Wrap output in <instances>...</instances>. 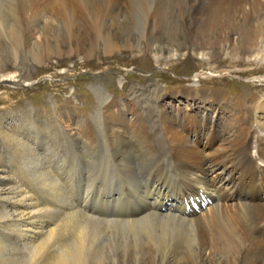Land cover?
<instances>
[{
    "label": "bare ground",
    "instance_id": "obj_1",
    "mask_svg": "<svg viewBox=\"0 0 264 264\" xmlns=\"http://www.w3.org/2000/svg\"><path fill=\"white\" fill-rule=\"evenodd\" d=\"M147 1L0 0V39L30 47L38 35L49 46L52 27L82 15L96 27L117 26L143 10L146 37L171 20L191 49L213 62L228 54L236 58L221 64H250L264 52V0ZM171 35L177 38L178 29ZM4 68L0 57L1 82L11 77L1 75ZM261 72L264 65L251 77ZM224 79L245 100L249 87ZM200 81L182 86L183 107L179 100L163 104L157 84L132 104L100 93L92 121L60 118L59 128L32 111L1 113L0 264H264V99L243 109L244 101L238 107ZM252 86L254 96L264 93V82ZM243 116L257 124L244 139ZM58 159L90 182L76 202L68 179L53 169ZM154 170L157 178L144 188ZM103 178L121 193L109 194L101 209L104 193L89 192ZM126 195L127 204L111 211Z\"/></svg>",
    "mask_w": 264,
    "mask_h": 264
},
{
    "label": "rangeland",
    "instance_id": "obj_2",
    "mask_svg": "<svg viewBox=\"0 0 264 264\" xmlns=\"http://www.w3.org/2000/svg\"><path fill=\"white\" fill-rule=\"evenodd\" d=\"M157 1L149 0L144 4L152 7L157 4ZM146 12L135 11L130 21H121L117 23V26L104 24L98 27L94 26L90 20L84 19L82 15L81 21L78 23L52 27L48 47L38 35L35 39L37 45L34 44L30 47L20 46V43L10 46L4 38H1L0 43L3 44L4 49L0 50V57L5 65L4 73L2 72L1 75L11 77L5 78L3 82L0 81V114L32 111L40 119L44 116L47 117L49 121L47 124L59 128L60 118L68 124H72L75 119L80 117L92 121V115L98 109V97L102 94L109 96L111 100H121L123 103L132 104L133 100L134 103L136 102V97L150 92L154 84L159 85L165 93L163 104L166 103L167 107L172 108L179 104L177 101L179 100L182 102L180 106L183 107L186 100L182 97V86L198 87L201 79H207L203 83V88H206V91L211 92L215 91V87L220 88L219 91L224 94L225 100L234 98L237 106L240 105V101L241 103L244 101L243 109L250 102L264 99V93L254 96L255 87H251V83L264 82V72L251 77L253 70L264 65V52L260 56L257 54L253 56L250 59L253 63L250 62V64L239 65L235 62L221 64L220 59L231 58L232 60L236 58L235 56L229 57L228 54L220 55L219 59L213 62L209 56L205 57L194 52L190 47L192 42L186 38L187 34H183L181 25H173L171 20L162 30L155 31L153 35L150 34V37H146L148 31ZM172 29L174 31L178 29L177 38H172L171 33L174 32ZM113 42L118 47L112 50ZM151 42H153L152 47L149 45ZM22 75L27 79L25 83L19 81ZM241 75H245V78H240ZM224 78L230 81L237 79L242 85L245 83L244 86L249 87L248 94L244 96L245 100L242 97V91L227 86L226 82L228 81H224ZM236 92L238 94H235ZM3 98H6V101ZM195 103L196 106L198 105L197 107L202 105L199 101ZM133 107L130 105L128 109L136 111ZM238 127L241 138L244 139L251 135L257 128V124L246 123V116H243ZM160 157L161 154H158L155 160L159 161ZM58 161L59 159L53 162V169L68 179L73 188L69 194L75 196L72 200L76 198L74 200L76 202L79 199V194L83 195L85 189L89 188L87 184L90 182L80 171L77 172L78 175L75 172L70 175L68 165ZM159 163H155L154 166L157 167ZM13 170L15 169L13 168ZM156 175L157 172L152 171L149 174L150 180L144 182L143 187H149L151 182L157 178ZM90 189L89 196L93 198L99 193H104L99 204L101 209L105 208L104 200L112 196L111 193L115 195L121 193L112 186L110 180L104 178L99 180L94 187L90 186ZM168 193L172 195L170 191ZM109 194L110 196H108ZM129 198L128 195L123 196L122 203L112 204L110 210L117 211L124 207ZM116 238L115 236L113 244Z\"/></svg>",
    "mask_w": 264,
    "mask_h": 264
}]
</instances>
